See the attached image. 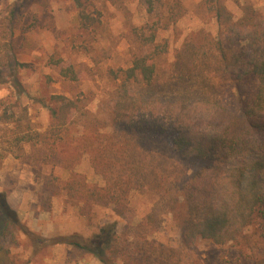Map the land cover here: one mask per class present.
Listing matches in <instances>:
<instances>
[{"label":"rangeland","instance_id":"1","mask_svg":"<svg viewBox=\"0 0 264 264\" xmlns=\"http://www.w3.org/2000/svg\"><path fill=\"white\" fill-rule=\"evenodd\" d=\"M95 1L103 14L101 25L87 32L80 28L74 0H0V46L12 38L8 21L16 6L15 56L19 62L31 65L17 73L20 89L14 87L7 71L0 70V194L27 229V234L18 231L16 240L6 243L8 260L13 264H102L60 242L72 236L88 239L96 231V222L112 217L111 212L96 208L98 218L89 222L77 206L66 202L64 194L57 196L56 189L70 178L71 170L85 175L89 183L105 186L103 176L94 168L93 157H98L97 151L105 156L107 149L108 156L115 155L119 142L127 141L130 154H141L153 183L128 195L129 211L120 222L124 245L133 249L142 246L152 259L161 257L166 261L163 264L263 263L264 223L259 221L225 244L199 239L183 242V199L180 197L176 205L175 197L201 164L181 161L171 146V135L124 137L105 126L114 100L112 93L121 83L112 73L129 68L132 54L155 59L159 79L157 85L147 89L148 94L172 104L177 100L172 97L173 91L180 86L169 88L168 74L178 54L188 45L215 49L218 39L229 38L226 27L209 12L207 0ZM223 1L235 20L244 15L247 5L264 13V0ZM153 33L155 42L150 43ZM165 43L167 53L157 56V47ZM4 55L0 47V57ZM52 59L58 62L56 66ZM68 67L75 71L76 81L60 75V70ZM215 72L213 87L221 93L220 105L213 101L196 105L204 113L200 128L205 132L224 130L232 123L236 108L237 93L226 87L224 77ZM184 87L189 91L188 84ZM53 95H63L77 104L67 133V140L78 150L69 158L73 162L71 170L56 163V153L47 147L38 151L20 141L29 129L28 136L49 129L48 106H52ZM13 111L16 118H22L21 133L14 123L3 120ZM48 137L56 141V133L48 132ZM262 138L256 135L253 139H261L264 144ZM115 144L117 147L112 146ZM81 152L84 154L79 157ZM100 157L104 161L105 157ZM117 166L111 171L113 175L119 174L121 167Z\"/></svg>","mask_w":264,"mask_h":264},{"label":"trees","instance_id":"2","mask_svg":"<svg viewBox=\"0 0 264 264\" xmlns=\"http://www.w3.org/2000/svg\"><path fill=\"white\" fill-rule=\"evenodd\" d=\"M96 2L74 0L80 28L84 31L92 32L101 25L103 14ZM149 2L152 12V2ZM206 3L217 22L226 27L229 38L218 39L215 49L188 45L178 54L174 69L168 74L169 88L176 84L180 86L173 91L175 96L172 97L177 100L172 104H166L165 98L148 94L147 89L157 85L159 79L155 59L132 54L129 68L112 73L121 83L112 93L114 100L105 126L123 133L124 137L171 135V146L181 161L199 162L201 168L175 197L176 205L180 197L183 199V242L195 243L199 239L225 244L256 221L264 223V144L261 139H253L256 135L264 136V13L247 5L244 15L235 20L223 0H207ZM16 24L14 6L8 21L12 38L0 46L5 51L0 57V70L7 71L14 87L20 89L17 73L31 65L16 59L13 39ZM155 37L153 33L150 43L155 42ZM165 53L166 43L155 51L157 56ZM51 62L55 66L58 63L53 59ZM214 68L224 77L225 86L237 93L236 108L232 112V123L224 130L205 132L200 128L204 113L196 105L212 101L220 105L221 93L213 84ZM60 75L66 80H77L72 67L62 68ZM185 84L189 85V91ZM51 100L49 129L28 136L29 129L20 141L31 144L38 151L47 147L56 153V163L71 170L73 162L69 158H73V153L78 150L67 140V133L77 104L63 95H53ZM15 114L13 111L3 120L14 123L21 133L22 118H16ZM48 132L56 133V141L51 142ZM112 146L117 147L116 144ZM118 147L115 155L108 156L107 149L105 156L97 151L98 157H93L94 168L103 176L105 186L89 183L85 175L73 170L70 178L58 185L56 195L64 194L66 202L77 206L89 222L98 218L96 208L109 210L112 214V217L96 222V231L88 239L72 236L60 244L91 255L102 264H121V261L123 264H163L166 261L161 257L152 259L144 247L133 249L131 245H124L121 239L120 222L129 211V193L151 186L153 181L152 175L146 172L141 154L129 153V142H119ZM100 155L105 157L104 161H100ZM117 164L121 167L119 174L113 175L111 171L118 168ZM18 231L27 234L18 214L0 194V264H13L7 258L9 250L5 245L9 240L10 243L16 240Z\"/></svg>","mask_w":264,"mask_h":264}]
</instances>
